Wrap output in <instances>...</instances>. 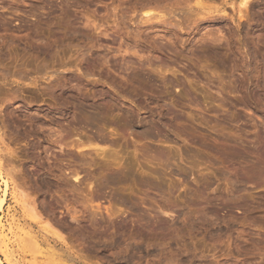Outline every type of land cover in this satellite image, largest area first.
<instances>
[{"label":"rangeland","instance_id":"rangeland-1","mask_svg":"<svg viewBox=\"0 0 264 264\" xmlns=\"http://www.w3.org/2000/svg\"><path fill=\"white\" fill-rule=\"evenodd\" d=\"M241 1L0 0V226L18 264L62 263L25 223H89L115 189L94 203L87 182L112 173L131 177L115 187L134 208L112 219L140 264H264V0Z\"/></svg>","mask_w":264,"mask_h":264},{"label":"bare ground","instance_id":"bare-ground-1","mask_svg":"<svg viewBox=\"0 0 264 264\" xmlns=\"http://www.w3.org/2000/svg\"><path fill=\"white\" fill-rule=\"evenodd\" d=\"M248 1L249 0H242L241 1V4L243 5L242 7H248V6H246V5H248V4H246V3H248ZM204 2V1H203ZM205 4V3H204ZM201 5V4H200ZM206 6V5H205ZM150 7V6H149ZM246 10V9H245ZM253 10V9H252ZM152 12V11H151ZM196 12V11H195ZM202 13V12H201ZM257 13V12H256ZM144 14V13H143ZM206 14V13H205ZM248 14V13H247ZM150 17H151V15H149ZM149 17V18H150ZM152 18V17H151ZM252 18V17H251ZM255 20V19H254ZM239 23V22H238ZM252 34V33H251ZM207 36H208V33H207ZM205 39V38H204ZM247 41V40H246ZM248 42V41H247ZM218 50V49H217ZM213 51V50H212ZM219 51V50H218ZM249 52V51H248ZM214 54V53H213ZM217 54V53H216ZM244 59V58H243ZM246 64V63H245ZM9 70V69H8ZM3 72V71H2ZM3 74V73H2ZM4 76V75H3ZM7 76V75H6ZM2 77V76H1ZM254 77V76H253ZM150 78V77H149ZM251 78H252V76H251ZM1 92V91H0ZM261 93V92H260ZM55 94H57V93H55ZM61 96V95H60ZM258 96V95H257ZM70 97V96H69ZM262 97V96H261ZM261 97H260V99H261ZM55 99V98H54ZM65 98H63L62 100H64ZM71 99V98H70ZM263 100V99H262ZM61 101V100H60ZM67 101V100H66ZM69 101V100H68ZM67 101V102H68ZM71 101V100H70ZM72 103V102H71ZM90 105H93V104H91L90 103ZM99 105V104H98ZM93 106V107H91V111H90V108H85L86 110L84 111L85 113H86V115H88V117L89 118H93V120L95 121L96 120V118L99 116V112L101 111V110H99V109H101L99 106ZM3 106V105H2ZM74 106V105H73ZM85 106V105H84ZM78 107V106H77ZM83 106H81V108H82ZM97 107H99V108H97ZM80 108V107H79ZM103 108V107H102ZM2 109V108H1ZM83 109L84 108H82V111H83ZM6 111V110H5ZM89 111V112H88ZM83 112V113H84ZM165 112V111H164ZM82 113V114H83ZM102 113H104V111L102 112ZM62 115V114H61ZM102 115V114H101ZM130 115V114H129ZM132 116H133V113H132ZM135 116H138V115H135ZM54 117V116H53ZM100 117V116H99ZM98 117V119L100 120V118ZM102 117V116H101ZM134 117V116H133ZM132 118V117H131ZM137 117H134L133 119H135V120H137L136 119ZM140 118V117H139ZM97 119V120H98ZM88 120V119H87ZM97 120L95 121V122H97ZM134 120V121H135ZM129 121V120H128ZM141 121V120H140ZM140 121H139V123H140ZM143 121V120H142ZM162 121V120H161ZM80 122H82V121H80ZM87 122V121H86ZM85 122V123H86ZM137 122V121H136ZM135 122V123H136ZM89 124H91V123H94V122H88ZM9 124V123H8ZM77 124H78V121H77ZM79 124H81V123H79ZM87 124V123H86ZM88 124V125H89ZM129 124L131 125V123L129 122ZM84 125V124H83ZM133 125V124H132ZM136 125V124H135ZM140 125V124H139ZM145 125V124H144ZM90 126V125H89ZM143 126V125H142ZM146 126V125H145ZM145 126H143L144 128H146ZM86 127H88V126H86ZM92 127V126H91ZM149 127V126H148ZM155 127V126H154ZM149 129V128H148ZM148 129H145V131H143V136H144V133L145 132H147V130ZM155 129V128H154ZM144 130V129H143ZM150 130V129H149ZM148 130V131H149ZM139 132H140V130H138ZM4 132V131H3ZM153 132V131H152ZM142 133V132H141ZM150 133V131L149 132H147V134L148 135H151V133ZM146 134V133H145ZM153 134V133H152ZM155 134V133H154ZM100 135V134H99ZM102 135V134H101ZM154 136V135H153ZM155 136H157V135H155ZM142 137V136H141ZM146 137V136H145ZM159 137V136H158ZM161 137H162V134H161ZM107 138V137H106ZM99 139V138H98ZM97 139V140H98ZM101 139V138H100ZM93 140V139H92ZM92 140H90V141H92ZM102 140V139H101ZM100 140V141H101ZM165 140H167V139H165ZM169 140V139H168ZM3 141V140H2ZM103 141V140H102ZM101 141V142H102ZM107 141V140H106ZM100 142V143H101ZM91 143H93V141L91 142ZM88 145H91V144H89V142H88ZM85 146H86V148H90V146L88 147L87 146V144L86 145H84L83 147L85 148ZM93 148V147H92ZM264 152V151H263ZM260 153V152H259ZM262 153V152H261ZM260 156V155H259ZM260 160H262V159H260ZM262 161H264V158H263V160ZM262 161H260L259 163H258V166H261L262 167V164H264V162H262ZM256 163V162H255ZM254 163V164H255ZM257 164V163H256ZM256 166V165H255ZM263 167H264V165H263ZM10 171H12V170H10ZM117 172H119V171H117ZM72 177H74V179L77 181V182H82V181H84V180H82V178L80 179V172H79V170H73L72 171V175H71ZM255 176H253V178H254ZM93 178V177H92ZM131 177H129L128 175H122V174H120V173H112V174H109L108 176H106L103 180H101L100 182L99 181H97L98 183H96L95 182V180H94V182H95V184H97L96 186H93L92 185V183H93V180L91 181V180H88V182H87V185L89 186V188H90V191H91V193L93 194V196L91 197L92 198V200H90V196H88L89 198H88V202H89V200L90 201H94V203H95V200H93V198L95 197L96 198V200H98V199H101V196L103 195V191H104V189L105 188H107V187H110V188H112V189H115V190H113L112 192H111V190H110V192H111V194H110V196H109V204L105 207V209H103V210H105L108 214V216L110 217H108L109 218V220H107L103 215H102V212H103V210H102V208H101V206L99 205V204H97V206H95V204L93 205H90L91 207H89L88 208V206H87V208H88V219L87 220H89V223L87 224V223H81L80 222V218L78 217L79 215H78V212H77V210H75L74 211V213H72V214H70L69 216H70V218H71V220H75V223H76V221H78V223H77V226L76 227H73V226H71V224H73V223H71V224H69V223H67V222H62V223H60L61 224V228H63V230L60 228L59 229V227H57V226H53L52 224L53 223H51L49 220L45 223V224H43V226H41L42 227V231H43V228H45L46 229V232H48L50 235H45V236H41V234H40V232H38V231H36L35 230V228H34V226H33V222L32 221H27V223H25V227L27 228H29V230L28 231H26L27 233H28V235H29V237H28V239L30 240V242H29V240H28V243H30V244H32L34 247L36 246V248H40L39 246H43V247H45V248H47V249H51V250H53V251H56L57 253H59V254H61L62 256H63V262L62 263H57V264H76V262L77 263H80V264H102L101 263V257H100V259L101 260H99V261H93V262H91L90 263V261H89V263L88 262H85L83 259H87V257H89V258H91L90 256H92V254H94V253H98V255H100V253H102L101 255H103V253L104 254H111L112 256H113V258L114 259H112L109 263L110 264H140V261H141V259H138V257L142 254L143 255V253H141V252H143V251H145V249L142 247L143 245L142 244H139L138 242H136L137 241V238H134V239H136V241H131V239H130V241L128 242V243H125L124 242V239H123V237H122V235H123V232L121 233V229L124 227L123 226V224L120 222V221H115L114 222V220L112 219L114 216H120V214L121 213H124V211H126L127 209H133V208H131V206L129 207L128 205H134L133 203H132V201L133 200H129L128 198H126L125 196H124V194L122 195V193L120 192V191H118V189L115 187V186H118V188H120L119 187V184L120 183H126L129 179H130ZM135 178V177H134ZM256 178V177H255ZM69 179V178H68ZM243 179V178H242ZM250 179V178H249ZM136 180H138V179H136ZM236 180V179H235ZM238 180V179H237ZM236 180V181H237ZM246 180V179H245ZM244 180V181H245ZM251 180H252V178H251ZM63 181V180H62ZM86 181V180H85ZM135 181V180H134ZM243 181V182H244ZM253 181H254V179H253ZM69 182V181H68ZM143 182H145V180L143 181ZM146 183H147V185L148 186H151V187H154L155 188V190L157 189V190H159V189H163L162 187H163V185L161 184V183H159V182H154L153 180L151 181V180H148L147 179V181H146ZM237 183V182H236ZM241 183V182H240ZM46 184V183H45ZM67 184H69V183H67ZM74 184V183H73ZM94 184V183H93ZM91 185L93 186V187H96L95 189L94 188H92L91 187ZM78 186H80V185H78ZM85 186H86V183H85ZM88 186H86V187H88ZM122 186V185H121ZM239 186H240V184H239ZM67 187V186H66ZM68 187H70L69 185H68ZM67 187V188H68ZM72 187V186H71ZM73 187H74V185H73ZM238 187V186H237ZM75 188V187H74ZM77 188V187H76ZM153 188V189H154ZM117 189V190H116ZM77 190H79V189H77ZM81 190V189H80ZM72 191V190H71ZM89 191V192H90ZM162 191V190H161ZM46 192V191H45ZM49 192V191H48ZM78 192V191H77ZM83 192V191H82ZM81 192V193H82ZM87 192V191H86ZM24 193V192H23ZM71 193V192H70ZM73 193V192H72ZM90 193V194H91ZM75 194V193H74ZM23 195V194H22ZM76 195V194H75ZM6 196V195H5ZM25 196H27V195H25ZM74 196V195H73ZM85 197H86V194L84 195ZM23 197V196H22ZM54 197V196H53ZM74 197H76V196H74ZM94 198V199H95ZM43 199H44V197H43ZM51 199V198H50ZM77 199H79L78 197H77ZM54 200V199H53ZM44 201V200H43ZM4 202H5V199H3L1 202H0V210H2V206H3V204H4ZM30 202V201H29ZM33 202V201H32ZM31 202V203H32ZM45 202V201H44ZM53 202V201H52ZM34 203H35V201H34ZM37 203V202H36ZM90 203H92V202H90ZM44 204V206H47L46 205V203H43ZM50 204H52V203H50ZM30 205H32V204H30ZM34 205V204H33ZM49 205V204H48ZM88 205H89V203H88ZM129 208H128V207ZM35 207H32L31 209L29 208V210H28V212L27 213H29V212H31V213H29V215L28 216H30L31 217V219L30 220H34V221H37V220H35V218L37 219V218H39L40 216V214L38 215V213L37 212H35V209H34ZM46 208V207H45ZM50 208V207H49ZM74 207H72V209H73ZM127 208V209H126ZM168 208V207H167ZM126 209V210H125ZM46 210H47V208H46ZM52 210V209H51ZM53 212V211H52ZM71 212H73V210L71 211ZM71 212H67V213H71ZM126 212H128V211H126ZM166 212V211H165ZM50 212H48V214H49ZM100 215V217H98ZM207 215V214H206ZM43 216H45V215H43ZM67 216V215H66ZM118 216V217H119ZM41 217H42V215H41ZM65 217V216H64ZM117 217V218H118ZM204 217V216H203ZM202 217V218H203ZM62 218V217H61ZM205 218V217H204ZM53 219V218H52ZM27 220V219H26ZM62 220V219H61ZM206 220V219H205ZM208 221V220H207ZM48 222H50V223H48ZM204 222V221H203ZM2 225V224H1ZM59 226V225H58ZM58 230H57V229ZM11 229V228H10ZM24 229V228H23ZM5 228H4V226H0V242L1 243H3V246H2V253H3V255H5V257H6V261L9 263V264H18V261L16 260V256H15V251H10V249L7 247L8 246V242H7V237H8V235L7 234H9V233H5ZM12 230V229H11ZM61 232H60V231ZM64 230H66V232H68V234L66 235V234H64ZM21 232V231H20ZM107 232H109L110 233V235H112V237H113V239L111 240V242H108V241H106V238L105 237H107L106 236V233ZM124 236V235H123ZM27 237V236H26ZM25 237V238H26ZM27 239V238H26ZM9 241V240H8ZM73 241H76V243L80 246V249L82 250L81 252L82 253H80V252H78L77 250H80L79 248H77L75 245H74V243H73ZM128 241V240H127ZM139 241V240H138ZM126 245H125V244ZM142 243V242H141ZM142 245V246H141ZM31 246V245H30ZM33 246H32V248H33ZM41 246V247H42ZM75 246V247H74ZM74 248H76V249H74ZM35 249V248H34ZM33 250V249H32ZM32 250H31V252H32ZM35 251V250H34ZM73 251H76V252H78L79 253V255H80V258H78L77 256H75V254H74V252ZM41 252V251H40ZM145 252H147V251H145ZM144 252V253H145ZM36 253V252H35ZM141 255V256H142ZM108 256V255H107ZM111 256V257H112ZM138 256V257H137ZM94 257V256H93ZM97 257V256H96ZM104 257V256H103ZM109 257V256H108ZM111 257H109V258H111ZM178 257V256H177ZM176 257V261H178L177 258ZM185 257V256H184ZM99 258V257H98ZM140 258V257H139ZM188 258V257H187ZM187 258H185V259H187ZM103 259H106V257L105 258H103ZM71 260V261H70ZM89 260V259H88ZM181 260H183V258H181ZM0 261H1V258H0ZM87 261V260H86ZM108 261V260H107ZM184 261V260H183ZM189 261V260H188ZM172 262H173V260H172ZM56 263V262H55ZM179 262H177V264H178ZM185 264V263H187V262H182V264ZM49 264H51V263H49ZM53 264V263H52ZM142 264V263H141ZM179 264H181V263H179Z\"/></svg>","mask_w":264,"mask_h":264},{"label":"crops","instance_id":"crops-1","mask_svg":"<svg viewBox=\"0 0 264 264\" xmlns=\"http://www.w3.org/2000/svg\"><path fill=\"white\" fill-rule=\"evenodd\" d=\"M0 258H1L0 264H5L3 258L2 257H0Z\"/></svg>","mask_w":264,"mask_h":264}]
</instances>
